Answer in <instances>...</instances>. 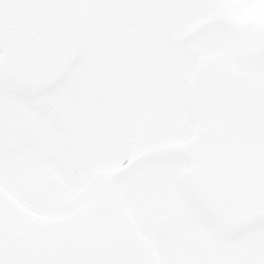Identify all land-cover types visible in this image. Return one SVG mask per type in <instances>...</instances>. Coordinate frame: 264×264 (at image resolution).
I'll use <instances>...</instances> for the list:
<instances>
[{"label":"flooded vegetation","instance_id":"af4514ba","mask_svg":"<svg viewBox=\"0 0 264 264\" xmlns=\"http://www.w3.org/2000/svg\"><path fill=\"white\" fill-rule=\"evenodd\" d=\"M87 2L90 13L88 43L81 60L61 86L34 98H19L0 88V101L17 108L24 117L20 125L12 121L16 126L14 129L18 130L14 141L0 142V184L35 213L51 218L62 217L68 222L79 220V208L97 199L96 193L95 197L91 196L102 181L96 184L95 175L112 168L113 154L123 152L122 161L117 164L120 165L143 151L131 152L129 146L134 142L142 146L148 138H156L160 109L157 88L165 69L170 75L171 66L176 62L179 64V78L171 84L174 96L164 103L167 108L180 94L182 97L188 79L185 80L183 74L189 76L193 64H196L191 51L175 45L166 32L167 17L173 10L174 38H181L191 29L193 0ZM195 2L198 17L194 26L210 18L224 17V6L217 14L210 15L203 10V0ZM242 28L247 40L245 28ZM201 34L188 44L194 45V40ZM234 35L238 52L231 50L227 55L223 51L200 52V47L194 45L199 57L210 65L213 76L218 74L215 64L220 68L227 60L236 69L245 68L240 44ZM255 42L247 41L250 48L255 47ZM261 44L264 45V40ZM249 68L256 76L264 75V47L260 57L256 54L251 57ZM51 105L61 118L53 112ZM155 105L158 108L149 120L151 107L154 109ZM59 158L66 164L72 160L76 165L74 173L69 166L63 170V166L58 165L61 173L68 174L71 180L60 194L49 189L54 199L48 204L41 203L43 190L35 184L27 188V182L38 174L42 179L47 177L44 176L48 171L47 164L57 165ZM152 164H159V167H149ZM144 166H147L145 171L140 170L142 167L134 171L140 175L139 190H162L166 197L179 198L177 192L180 193L182 188L181 171L185 164L157 161ZM85 175L93 178L92 182L88 181V190L79 189L86 185L83 182ZM183 201L176 231L182 235L184 246L179 241L181 246H174L175 250H183L201 264H215L213 258H218V254L212 258V241L208 240L213 230L185 199ZM143 209L140 208L137 214L140 215ZM137 222L141 232L154 245L155 239H163L161 246L158 245L160 250L169 246V239H164V236L170 229V219L167 218L166 231L159 235L145 223L142 225L138 219Z\"/></svg>","mask_w":264,"mask_h":264},{"label":"water","instance_id":"95a60500","mask_svg":"<svg viewBox=\"0 0 264 264\" xmlns=\"http://www.w3.org/2000/svg\"><path fill=\"white\" fill-rule=\"evenodd\" d=\"M87 21L86 0H0V85L27 97L57 85L81 55ZM217 24L238 31L231 22L210 20L178 43ZM206 72L199 61L187 89L193 136L110 173L100 205L108 221L98 232L33 216L0 188V264H158L117 187L123 172L155 159L189 164V194L223 231L264 224V79L254 85L245 72H223L209 81Z\"/></svg>","mask_w":264,"mask_h":264},{"label":"rangeland","instance_id":"374dc122","mask_svg":"<svg viewBox=\"0 0 264 264\" xmlns=\"http://www.w3.org/2000/svg\"><path fill=\"white\" fill-rule=\"evenodd\" d=\"M195 1L196 0H193V10L191 12L192 24L196 22L198 17V8ZM226 2L227 5L223 15L232 19L233 21L242 23L245 30L247 31L248 36H250V40L254 41V31L258 28L260 23H264V0H226ZM198 45L201 46L200 48L203 52H212L223 47L233 48L235 43L232 35L230 36V34L225 30V32H207L203 37H201ZM168 74L169 73H167V69H165L164 74L159 78V84L157 88L159 91L158 97L160 109L158 110L159 123L157 127L158 133L155 134L156 138H148L143 142L142 146L139 144L136 145L134 142V144L129 146L131 152L140 151L142 149L144 150L157 144L180 139L182 136L189 134V116L185 110V107L182 105L181 94L174 100L173 104H170L167 108L164 107V103L167 99L165 98V92L168 86V76H170ZM183 75L186 80L188 74ZM157 108L158 105H155L154 109L151 107L148 117L149 120L152 119V115L153 113H156ZM146 109L147 108L144 107L145 112ZM123 151H125L124 148ZM123 155V152L121 154H113L111 157L112 165L121 162L122 159L120 158ZM70 162V164H66L62 158H59L57 165L48 163V171H46L44 174V176H48L42 179L38 174L34 179H31L27 182V188L28 186H34L35 184V186H37V188L39 187L41 190L52 188L54 191L56 190L60 194L61 190L65 188V184L69 183L71 179L68 174L61 173V169L59 170L57 167H59L58 165H61L63 166V170H66V167L69 166L74 173V168L76 165L72 160ZM149 167L155 169L156 167H159V164H152ZM50 168H52V171ZM146 168L147 166H142L140 170L145 171ZM80 176L81 173L79 177ZM139 177L140 175L137 176V173L134 171L127 174L121 181V188L127 200V204L134 213L136 219H138L142 225L145 223L146 226L151 227L152 232H154V229L157 226L156 222L158 221V218L164 216L170 219L171 226L166 234L169 239V246L162 252L166 264H170L171 262L173 264H201L198 259H196L194 256L190 257V255L186 254L183 250H175V248L181 246L178 244L179 241H181L182 246H184L182 235L176 231L177 220L181 218L182 206H180L176 200H173V197H166L165 191H150L148 188L144 187L143 190H139ZM92 180V176L88 177V175H85L83 177V182L85 184L88 181L92 182ZM84 187L86 189L88 188V186ZM84 187H80L79 189H84ZM57 196L56 198L59 200ZM144 202L149 203L146 205L143 204ZM142 207H144V209L141 211V214L138 215L137 213ZM252 233L254 234L251 235ZM221 243L222 241L218 239H214L212 242H210V244L214 246L215 251L219 252L217 261L220 264H264V229L262 228L256 229V231L251 230L241 238H235L232 241L226 240L224 242V246H220ZM157 252L158 254L161 252L159 246ZM215 264H217V262H215Z\"/></svg>","mask_w":264,"mask_h":264}]
</instances>
